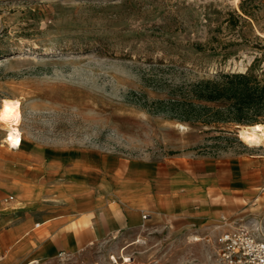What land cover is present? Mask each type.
<instances>
[{"label": "rangeland", "instance_id": "1", "mask_svg": "<svg viewBox=\"0 0 264 264\" xmlns=\"http://www.w3.org/2000/svg\"><path fill=\"white\" fill-rule=\"evenodd\" d=\"M248 69L264 77V0H0V110L4 98L16 100L22 136L46 146L132 155L236 150L247 145L239 132L249 124L209 121L205 111L181 120L154 102L190 97L200 79ZM4 132L0 123L2 139ZM193 237L147 229L106 242L116 252L105 260L95 253L73 261L207 264L210 247Z\"/></svg>", "mask_w": 264, "mask_h": 264}, {"label": "crops", "instance_id": "2", "mask_svg": "<svg viewBox=\"0 0 264 264\" xmlns=\"http://www.w3.org/2000/svg\"><path fill=\"white\" fill-rule=\"evenodd\" d=\"M7 136L0 137V264H79L73 260L95 253L105 260L116 252L106 242L155 228L201 238L208 257L223 231L264 233V145L132 155L26 137L13 147Z\"/></svg>", "mask_w": 264, "mask_h": 264}, {"label": "trees", "instance_id": "3", "mask_svg": "<svg viewBox=\"0 0 264 264\" xmlns=\"http://www.w3.org/2000/svg\"><path fill=\"white\" fill-rule=\"evenodd\" d=\"M175 95V94H172ZM188 96L155 101L157 111L171 117L191 120L200 112L210 114L209 121H232L255 125L264 121V77L252 72L221 73L216 78L200 79L190 85ZM226 100L224 109H215L208 102Z\"/></svg>", "mask_w": 264, "mask_h": 264}, {"label": "built area", "instance_id": "4", "mask_svg": "<svg viewBox=\"0 0 264 264\" xmlns=\"http://www.w3.org/2000/svg\"><path fill=\"white\" fill-rule=\"evenodd\" d=\"M13 198L10 195L5 200ZM60 257L65 259V253L61 252ZM208 258L213 264H264V233L247 226L223 231L217 237L214 252ZM111 259L117 262L114 256ZM124 260L127 262L125 257Z\"/></svg>", "mask_w": 264, "mask_h": 264}, {"label": "bare ground", "instance_id": "5", "mask_svg": "<svg viewBox=\"0 0 264 264\" xmlns=\"http://www.w3.org/2000/svg\"><path fill=\"white\" fill-rule=\"evenodd\" d=\"M20 111L17 101L10 98L2 100L0 110V123L7 132V143L13 147H19L22 142L21 129L19 128ZM239 137L248 145H264V124L243 126L239 132ZM194 241L199 240L193 237Z\"/></svg>", "mask_w": 264, "mask_h": 264}]
</instances>
